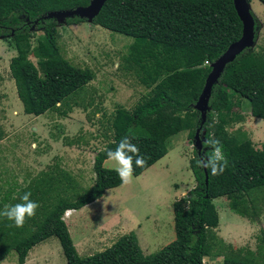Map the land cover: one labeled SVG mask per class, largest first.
I'll return each instance as SVG.
<instances>
[{
    "label": "trees",
    "instance_id": "16d2710c",
    "mask_svg": "<svg viewBox=\"0 0 264 264\" xmlns=\"http://www.w3.org/2000/svg\"><path fill=\"white\" fill-rule=\"evenodd\" d=\"M91 1L0 0V38L12 41L17 49L10 69L27 114L60 110L71 94L96 78L93 69L64 56L58 20L50 16ZM253 14L257 40L259 21ZM86 21L75 15L61 25ZM90 23L134 38L122 68L148 91L132 109H116L113 139L95 156L96 180L90 188L81 192L72 172L58 166L56 172L44 170L33 177L17 197L9 191L0 201L2 212L30 192L41 207L21 228L0 216V264L12 250L20 264H27L30 251L53 236L60 240L68 264H207L205 258L214 255L216 243L224 249L223 264H264V252L237 251L215 232L220 224L217 198L226 197L234 212L251 221L264 212V144L258 148L246 130L230 129L237 122L234 108L243 99L249 101L253 116L264 119V47H247L226 65L212 87L205 116L195 108L212 63L243 34L234 0H107ZM36 29L43 30L44 37L35 39ZM198 129L205 131L201 150L195 146ZM183 131L193 140L190 168L197 184L174 201L176 238L146 254L136 233L129 232L109 247L82 256L63 218L68 209H81L123 184L114 168L104 164L107 151L129 137L147 161L143 168H135L133 175L139 176L168 154L171 137ZM210 139L220 142L227 157L222 174L213 175L209 167L198 164L210 155Z\"/></svg>",
    "mask_w": 264,
    "mask_h": 264
},
{
    "label": "rangeland",
    "instance_id": "374dc122",
    "mask_svg": "<svg viewBox=\"0 0 264 264\" xmlns=\"http://www.w3.org/2000/svg\"><path fill=\"white\" fill-rule=\"evenodd\" d=\"M250 4L259 21V35L254 46L262 49L264 2L250 0ZM58 28L64 56L78 66L93 69L96 78L71 94L60 110L38 116L27 114L10 69L17 49L12 41L0 38V129L3 132L0 201L9 196V191L17 197L33 177L44 170L56 172L54 168L58 166L72 172L79 184L76 188L82 189L81 192L90 188L96 180L95 156L113 139L116 109L120 106L132 109L148 91L133 74L122 68L133 37L88 21L60 24ZM34 36L42 38L44 31L36 29ZM32 59L36 60L33 56ZM249 108L247 99L234 108L237 122L230 129L246 130L255 146L260 148L264 144V119L253 116ZM184 132L171 137L165 157L141 175H133L130 183L106 190L93 206L77 214L74 222L65 217L76 209L68 210V216L65 213L63 219L82 256L109 247L129 232L136 233L146 254L176 238L174 201L197 184L190 168L193 140ZM106 165L116 167L112 161H107ZM76 188L74 182L73 196ZM215 202L220 214V224L215 229L218 237L240 252L248 249L257 254L264 252V212L259 220L251 221L234 212L226 197L217 198ZM223 250L216 243L214 255L206 257L205 262L223 264ZM28 256L30 264H68L56 236L37 244ZM2 264H20L18 253L12 250Z\"/></svg>",
    "mask_w": 264,
    "mask_h": 264
},
{
    "label": "clouds",
    "instance_id": "9594fccd",
    "mask_svg": "<svg viewBox=\"0 0 264 264\" xmlns=\"http://www.w3.org/2000/svg\"><path fill=\"white\" fill-rule=\"evenodd\" d=\"M208 143L211 146L210 155L203 161H198V164L209 167L213 175L222 174L228 166V160L223 152L222 145L214 139H210ZM106 155L109 161L115 163L114 170L121 182L125 184L132 181L136 167L143 168L147 163L138 146L133 144L127 136L122 137L115 149L108 150ZM31 195L30 192H26L20 197L21 203L6 205L4 210L0 212V216L12 221L17 228L23 227L26 219L34 217L40 207L37 202L31 199ZM68 210L65 212L66 216L69 215Z\"/></svg>",
    "mask_w": 264,
    "mask_h": 264
},
{
    "label": "water",
    "instance_id": "95a60500",
    "mask_svg": "<svg viewBox=\"0 0 264 264\" xmlns=\"http://www.w3.org/2000/svg\"><path fill=\"white\" fill-rule=\"evenodd\" d=\"M107 0H92L88 6H80L75 9L54 11L50 13V16L55 17L58 20L59 25L65 23L67 17L78 15L81 18L87 19L88 22H92L95 17L100 13ZM236 10L240 19L243 22V34L241 38L233 42L228 49L212 63V71L207 77L203 93L198 100L195 108L200 110L206 115L209 109V99L211 96V90L215 82L218 81L222 71L229 62L235 60L236 56L241 53L245 48L254 46L256 42V19L253 14L251 4L249 0H234ZM3 38V37H1ZM205 131L201 134V130L198 129L195 135V146L198 149H203Z\"/></svg>",
    "mask_w": 264,
    "mask_h": 264
},
{
    "label": "crops",
    "instance_id": "0c3cea01",
    "mask_svg": "<svg viewBox=\"0 0 264 264\" xmlns=\"http://www.w3.org/2000/svg\"><path fill=\"white\" fill-rule=\"evenodd\" d=\"M107 161H109L108 159L105 161V166H107L106 164H107ZM64 168V167H63ZM96 203V201L95 202H93V203H90V204H88V205H86L85 207H83V208H81L80 210H75L74 211V213H72V214H70L68 217H66L68 220H71V221H73L74 222V219L75 218H77V214H80L81 212H83L84 210H86V209H88V208H90V206H93V204H95ZM75 215H76V217H75ZM76 222V221H75ZM77 223V222H76ZM29 257V256H28ZM29 261L30 260H27V264H30L29 263Z\"/></svg>",
    "mask_w": 264,
    "mask_h": 264
}]
</instances>
